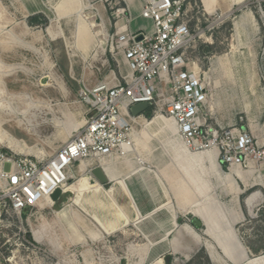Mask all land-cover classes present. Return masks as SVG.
<instances>
[{
    "label": "rangeland",
    "instance_id": "1",
    "mask_svg": "<svg viewBox=\"0 0 264 264\" xmlns=\"http://www.w3.org/2000/svg\"><path fill=\"white\" fill-rule=\"evenodd\" d=\"M101 1L42 0L48 10L29 15L18 0H0V125L7 133L0 135L3 152L47 159L80 128L75 130L84 121L79 96L85 88L84 75L96 69L82 59L88 51L81 36L90 31V24L100 23ZM112 1H104V6L114 26ZM187 3L194 39L185 57L208 86L206 112L210 122L222 130L244 128L264 142V23L248 0L231 6V11L229 0L219 5L209 0L206 4L205 0ZM208 5L213 8L207 9ZM34 6L26 9L33 11ZM100 27L106 40L105 27ZM77 28L79 34L83 32L79 39ZM147 110L149 117L144 115ZM157 111L153 104L139 115L131 114L138 118L132 127L142 141L137 144L133 137V150L137 151L125 158L95 162L97 166L116 163L117 173L129 177L138 174L129 172L135 159L141 161L158 190L161 206L156 214L141 217L132 197L125 193L136 219L132 221L120 206L122 220L115 205L99 195L101 206L94 210L86 207L96 211L106 226L115 228L102 235L89 217L71 205L74 195L67 190L53 206L41 204L45 210L34 208L19 218H8L5 223L13 227L0 233V258L15 255L16 264H264L263 175L256 171L248 181H238L242 190L238 194L224 178L229 171L218 160L202 158V151L193 150L182 140L165 112ZM70 113L74 117L68 116ZM156 115L165 123L155 119ZM81 167L85 173L71 180L68 187L82 177L92 179L84 162ZM67 206L68 219H58L55 213ZM170 212L176 225L164 232L168 222L172 225ZM194 214L201 220L198 226L191 223ZM125 217L130 221L127 224H123ZM153 225L161 229L154 228L150 237L146 231L150 234ZM18 228L30 237L35 251L17 246L14 234ZM212 237H217L230 258L224 257ZM236 237L247 257L235 246ZM154 239L164 242L153 246ZM162 251L166 253L159 254Z\"/></svg>",
    "mask_w": 264,
    "mask_h": 264
},
{
    "label": "built area",
    "instance_id": "2",
    "mask_svg": "<svg viewBox=\"0 0 264 264\" xmlns=\"http://www.w3.org/2000/svg\"><path fill=\"white\" fill-rule=\"evenodd\" d=\"M248 1L264 23V0ZM186 2L143 0L141 17L151 21V29L142 32H132L121 22L127 6L111 2L115 23L110 50L123 53L129 74L117 85L100 82L81 90L79 96L91 117L84 118L82 126L47 159L7 154L0 146V233L13 227L5 223L8 218H19L34 208L45 210L41 204L52 200L56 190L66 195L64 187L75 178L71 170L75 164L129 155L134 138L124 112L131 116L130 109L138 104H154L157 112H165L193 150L215 147L217 160L227 171L238 166L264 177V142L244 128L222 130L210 122L208 86L185 57L194 39L187 16L191 6ZM14 236L18 247L35 251L25 231L18 228ZM0 264H16L15 255L0 258Z\"/></svg>",
    "mask_w": 264,
    "mask_h": 264
},
{
    "label": "crops",
    "instance_id": "3",
    "mask_svg": "<svg viewBox=\"0 0 264 264\" xmlns=\"http://www.w3.org/2000/svg\"><path fill=\"white\" fill-rule=\"evenodd\" d=\"M104 1H107V0L101 1L103 8L101 9V6H99V9H101L100 12L98 9V14H99L98 16H99L100 23L99 24H90V25H93V27H90V31L85 32L84 36H81V34L83 32L81 34H79L78 28L76 30V36L77 37L81 36V38H83L85 40V43H84L85 46L84 47L88 51V54L84 55L85 57H82V59L84 61H88L92 68L93 67L96 68V69H92V71L90 70V72H88L86 76L84 75V79H83L84 83L83 84H84V87H86V88H91L100 82L107 83L110 86L117 85L118 83L123 82V78H125L129 74L128 64L124 58L123 53L118 52V51L116 53H112L110 50L109 36L113 32V30H112L113 26L111 25L110 18L107 15L108 13H107L106 7L104 6ZM121 1H122V5L127 6V8H128V12L125 14L124 19L121 22L125 21L127 23L126 24L127 28L132 32H142V30L150 31L151 21L141 17L143 0H130L128 2L125 0H121ZM221 1L222 0H218V2L216 4L219 5L221 3ZM18 2H19V4H21V6H23L25 8V12L29 15H35L38 13H43L44 10H48V8L42 2V0H18ZM30 4L35 5L34 7H32L33 11H30V9H26V8H28V6H30ZM37 8H39V9L37 10ZM211 8H213V6L208 5L207 9H211ZM100 24L104 25L105 30L107 32V39L106 40L103 37V35L100 34V30H101ZM95 27H99V30L98 31L94 30ZM73 38H74V36H73ZM79 38L80 37H78L77 39H79ZM98 63H99V65H98ZM86 110H87V106L84 105L83 110L80 114V116H81V118H83V120L88 115V114H86ZM135 151H137V149H135ZM96 161L97 162L98 161L99 162H105L106 160L104 158H101L99 160L90 159V160L84 161V166L86 167L85 169H87L89 171V169L96 166L95 165ZM82 163L75 164L72 167L71 170H72V173L75 177L85 173V171H83L82 167H81ZM99 166L102 168L101 163ZM86 174H87V172H86ZM151 176L152 175L150 173H140V174L138 173V174L130 175L129 177L128 176H126V177L122 176L121 179L125 183V187L128 190V191L127 190L126 191L128 193L123 188L118 186L115 180H113L114 183L112 181H109L107 186H104V187L99 183L102 186V190H96V191L92 192L90 195L83 194V195L77 196L76 199L79 202V205L84 206L86 209H87L86 206H91L92 210H94L97 206L102 205V201L98 199V196L103 194V196L105 198L107 197L108 200L111 201L115 205V208H116L115 213L119 212L123 216V213H122L123 210H121V207H120V206H122L124 211H126V214L133 221L136 219V214L133 210L131 200L127 196V194L130 193L129 195L132 197V201H133L132 203H134V205L136 206L141 217H146L150 214H156L158 211L157 208L159 206H161L160 205L161 201H160V198L158 197V194H157L158 190L156 188L154 179ZM95 182H97V181H95ZM111 186H113V187L110 190H106V189H109V187H111ZM108 192H111V193H108ZM125 192L127 194H125ZM74 197L75 196H73V199H74ZM73 199H72V201H73ZM85 200L89 203V204L87 203L88 205L85 204ZM89 213L92 216L98 217L101 220L99 215L96 214V211L95 212L89 211ZM170 213H171V215H169V216H171L172 223H174V218H173L172 212H170ZM194 215L197 216L196 214H194ZM119 217L121 218V216H119ZM147 220L148 219H146L145 221H147ZM102 223H103V221H102ZM168 223L166 224V230L164 232L169 230L171 228V226L173 227V225H170ZM156 227H158V229L160 228L159 225L158 226L153 225L151 233L149 234V232L146 231V234L149 235L150 237H152L153 236L152 231ZM172 232L173 231H171V233ZM210 237H211V235H210ZM212 239H213V237H212ZM154 240H155V244L153 246L160 245L164 242V241L161 242L159 240L156 241V239H154ZM213 241L215 242L214 239H213ZM216 245H217V243H216ZM165 253H166V251H162L159 254L162 255ZM224 257L226 259H228L225 255H224ZM230 262H232V261H230Z\"/></svg>",
    "mask_w": 264,
    "mask_h": 264
},
{
    "label": "bare ground",
    "instance_id": "4",
    "mask_svg": "<svg viewBox=\"0 0 264 264\" xmlns=\"http://www.w3.org/2000/svg\"><path fill=\"white\" fill-rule=\"evenodd\" d=\"M125 1H130V0H125ZM203 1V0H202ZM208 0H205V3L207 2ZM212 1V2H217V0H209V2ZM246 0H229L230 2V10L231 11V6L233 5H239V4H242L244 3ZM83 7V6H82ZM208 8V7H207ZM82 9V8H81ZM85 9V8H84ZM84 11V10H83ZM210 12V11H209ZM247 17H249L248 20H252V15L249 13L247 14ZM246 20V19H245ZM252 22V21H251ZM255 22V21H254ZM243 23V22H242ZM89 25V24H88ZM220 62V61H219ZM10 103V102H9ZM33 105V104H32ZM31 107V106H30ZM48 108H52L51 105H48ZM64 108L66 110H68L67 106H64ZM64 109V110H65ZM13 110V109H12ZM63 110V111H64ZM65 110V111H66ZM28 113V112H26ZM32 113V112H30ZM29 113V114H30ZM66 113V112H65ZM81 114V112H80ZM26 115V114H24ZM32 115V114H31ZM30 115V116H31ZM34 115V114H33ZM64 115V114H63ZM66 115V114H65ZM71 115L70 117H74L72 115V113L68 114V116ZM124 115H125V118L126 120H128L132 125L133 123L138 119L136 117H132V116H129L126 112H124ZM27 116V115H26ZM158 116H161V115H156L155 116V119H160L162 122H164V119L163 117H158ZM70 119V118H69ZM73 119V118H72ZM74 121V120H73ZM166 121V119H165ZM84 123V121H81V123L79 125H77L75 127V130L78 129L80 126H82V124ZM165 123V122H164ZM173 123V122H172ZM174 124V123H173ZM72 125V124H71ZM131 125V126H132ZM65 132H70V130H66ZM132 132H133V127H132ZM7 134L6 131L2 128V125H0V135H3V134ZM64 136V137H63ZM62 139L63 141H65V139L67 138V133H64L62 135ZM133 137L135 138V141L136 143L138 144H142V141H141V135L140 133H137V132H133ZM124 147L126 145H123ZM135 150V149H134ZM133 150V146H131V151L132 153L134 152ZM200 156L202 158H205V159H208L209 160H213V161H217V150L215 147H211L207 150H204L202 152H200ZM125 158V157H124ZM136 163H135V167H133V170L129 171L130 173L131 172H138V173H146L145 171V168H143V163L141 161H138L137 159H135ZM124 164H126L124 162ZM99 166V165H98ZM100 167V166H99ZM116 163H105V164H102V170L103 172H105V175H107V178H109L110 180H115L117 185L120 186L121 188H123L125 191L127 190L126 187H125V183L122 181L121 177L124 176L126 177L127 176V173L125 175H122V173L119 175L117 173V168H116ZM122 167V166H121ZM136 168V169H135ZM222 173V172H221ZM133 174V173H132ZM254 174V171L253 170H250L248 172H245L243 170H241L238 166H234L230 169V171L226 174H224V178L228 180V182L235 188V191L239 194L242 192L241 188L238 186V181H248L249 178ZM122 175V176H121ZM108 179V180H109ZM248 179V180H247ZM91 179L87 178V177H82L81 180H79L78 182H76L75 184L71 185V186H65L64 187V190L65 192H67V190L73 192L74 194V199L72 201V206H75L76 208H78L82 213H84L87 217H89L93 223H95V225L98 227V231H99V234H109L111 230H114L115 228L113 227H108L106 226L105 224L102 223V221L98 218V217H95V216H92L89 211L84 207V206H81L79 205V202L77 201V196H80V195H90L92 192L96 191V190H102V186L98 183V182H95V183H91L90 182ZM260 181V180H259ZM128 191V190H127ZM126 191V192H127ZM125 192V193H126ZM108 193H111V192H108ZM128 193V192H127ZM129 195V194H128ZM47 203V206L48 207H51V205L53 206L54 203L52 200H49L47 199L45 202H43L42 204H45ZM42 207V205H41ZM69 206L65 207L63 210H60V211H57L55 214L56 216L59 218H67V211L69 210ZM43 209V208H42ZM72 213V217L75 216V218L80 221L81 223L84 221L81 219H78L77 216H79L77 213L75 212H71ZM119 216H121L122 220H123V217L122 215L118 212L117 213ZM77 215V216H76ZM200 219V218H199ZM118 222V221H117ZM129 221V218L125 217L124 218V221H123V224H127ZM173 227L176 225V222L174 221V223H172ZM117 228V227H116ZM217 245L222 249V252L225 254V256H227L228 258L229 257V254L226 252V249L224 248V246H221L219 245V241L217 239V237H214ZM235 246L240 250V252H242V254L247 257V254H246V249L245 247L241 244L240 240L236 237L235 238ZM262 259V258H261Z\"/></svg>",
    "mask_w": 264,
    "mask_h": 264
},
{
    "label": "water",
    "instance_id": "5",
    "mask_svg": "<svg viewBox=\"0 0 264 264\" xmlns=\"http://www.w3.org/2000/svg\"><path fill=\"white\" fill-rule=\"evenodd\" d=\"M140 39H141V37L138 38V40H140ZM146 108H148L147 104H138L136 106H133L130 109V112L132 115H139L142 112H144ZM90 174L92 176V179L96 180L98 183H100L103 186H107V184L110 181V180H108L107 176L105 175V173L103 172V170L99 166H94L93 168H91ZM60 197H61V190L58 189L52 195L53 202L58 201L60 199ZM193 217L194 218L191 221L192 225L193 226L200 225L201 220L198 217H195L194 215H193ZM167 261H168V259H167Z\"/></svg>",
    "mask_w": 264,
    "mask_h": 264
},
{
    "label": "trees",
    "instance_id": "6",
    "mask_svg": "<svg viewBox=\"0 0 264 264\" xmlns=\"http://www.w3.org/2000/svg\"><path fill=\"white\" fill-rule=\"evenodd\" d=\"M148 110H150V111H151V108H149ZM148 110H147V111L145 112V114H144L146 117H149V116H150V113H151V112H150V111H148Z\"/></svg>",
    "mask_w": 264,
    "mask_h": 264
}]
</instances>
